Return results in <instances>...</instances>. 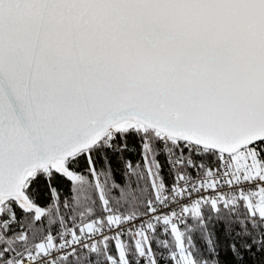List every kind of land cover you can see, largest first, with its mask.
I'll return each mask as SVG.
<instances>
[{
  "label": "snow or ice",
  "instance_id": "snow-or-ice-1",
  "mask_svg": "<svg viewBox=\"0 0 264 264\" xmlns=\"http://www.w3.org/2000/svg\"><path fill=\"white\" fill-rule=\"evenodd\" d=\"M0 264H264V0H0Z\"/></svg>",
  "mask_w": 264,
  "mask_h": 264
}]
</instances>
